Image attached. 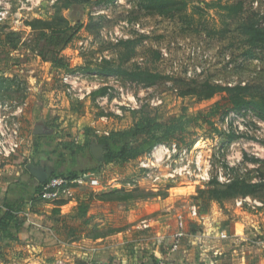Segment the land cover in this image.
Segmentation results:
<instances>
[{
  "label": "rangeland",
  "instance_id": "obj_1",
  "mask_svg": "<svg viewBox=\"0 0 264 264\" xmlns=\"http://www.w3.org/2000/svg\"><path fill=\"white\" fill-rule=\"evenodd\" d=\"M57 1L0 0V10L7 12L0 23L4 35L0 41V129L17 126L22 143L16 154L22 156L19 162L26 160L20 168L14 167L18 166L13 163L18 161V156L13 158L16 154L0 163V185L9 186L26 174V166L42 164L45 159L53 158L68 167L65 145L81 146L88 140L91 151L104 136L97 130H127L143 114L161 122L182 113L195 117L216 106L218 113L211 125L189 129L190 147L176 142L159 144L149 154L126 163L96 165L88 154L77 157V169L96 166L84 173V180L95 179L105 190L72 185L73 194L50 203H68L77 196L87 200L89 194L91 203L100 201L92 207L96 216L82 229V235L106 238L104 244L113 261L132 260L133 264V260L154 258L161 240L162 252L179 264H192L187 259L194 264L210 260L215 261L210 264H264V185L257 197H237L221 204L211 201L201 215L193 198L213 179L221 184L233 179L264 184V117L252 108L234 110L226 94L211 99L183 95L193 90L200 93V86L208 82L247 86L248 96L264 99V53L250 50L239 31L240 24L250 20L264 29V0H226L243 5L242 12L229 19L215 9H197L196 0L170 18L145 13L138 0L109 4L91 0L72 7L62 15L72 18L79 14L85 26L56 55L75 69L72 73L50 60L43 61L38 52L45 43L38 31L25 29L27 21L51 20ZM5 34H18V38L8 41ZM128 39L135 41L134 46L118 44ZM104 60L127 70L139 67L157 72L165 79L147 86L104 76L94 70ZM66 74L79 79L66 83ZM99 88H106V94L93 95ZM36 126L42 127L41 134L34 133ZM230 134H234L232 141ZM35 140L40 144L38 151L33 150ZM171 144L177 145L174 153L167 151ZM113 192L119 194L100 197ZM50 209L45 210L54 216L53 221L52 216L48 218L49 226L56 227L61 208L56 213ZM179 232L182 236L175 238ZM37 239L52 242L49 235H37ZM14 252L0 258V264H29L18 260L28 257V252ZM57 261L65 264L63 258L51 263ZM85 261L91 262L80 259Z\"/></svg>",
  "mask_w": 264,
  "mask_h": 264
},
{
  "label": "trees",
  "instance_id": "obj_2",
  "mask_svg": "<svg viewBox=\"0 0 264 264\" xmlns=\"http://www.w3.org/2000/svg\"><path fill=\"white\" fill-rule=\"evenodd\" d=\"M91 0H58L55 6V13L51 20L35 19L25 22V29L28 31H38L40 38L45 43L38 54L43 61L50 60L52 64L58 68L64 69L67 72H75L74 68H69L68 65L63 64L61 58H57V51H60L66 46L69 39L78 30L85 26L84 22L80 21V15L75 14L72 18H67L62 15L63 11H69L72 7L78 8L84 4H88ZM105 3H113L115 0H101ZM195 0H138L141 9L147 14H153L164 18H170L174 15L181 14L186 11L190 3ZM199 6L197 9H215L220 12L225 19L237 16L243 10L241 2L230 4L226 0H196ZM240 33L245 37V42L249 49L256 48L264 53V29L258 23L250 20L243 22L239 26ZM13 37L18 38V34H8L5 40L10 41ZM2 39L0 38V41ZM4 41V39H3ZM134 40H120L118 44L123 46H134ZM248 50L249 56L251 52ZM132 53V52H130ZM50 55L51 57H48ZM131 55V54H130ZM129 55V56H130ZM158 55V54H157ZM159 56V55H158ZM157 56V57H158ZM99 74L104 76L121 77L127 81L144 84L147 86L155 85L158 81L164 80L165 76L150 70H144L139 67L127 70L121 66H113L109 60H104L94 69ZM86 71H91L86 69ZM1 89V87H0ZM201 92L193 90L190 94L200 97V99H211L217 94H226L229 102L234 110H241L243 108H252L259 115L264 117V99H256L253 96H248V87L242 85L235 86H219L204 82L200 86ZM106 88H99L93 95H105ZM215 107L209 109L208 112H199L195 117H188L185 113L177 117H173L168 122H161L155 117L148 114L140 115L136 118L132 126L123 131L111 132L107 136H100L98 138V145L101 147L102 153L99 158H94L91 151L88 149V140L81 146L69 144L65 145L68 151L69 166L66 167L53 160V158L45 159L42 164L50 166L54 169L50 177H61L68 180H74L79 174L91 173L96 169V166L89 168L77 169L75 164L77 157L89 155L93 161L98 165L99 163H126L135 160L139 157L149 154L157 145L176 142L186 147L193 144L190 128L199 127L201 124L211 125V118L217 115ZM234 134H230L229 141H232ZM40 144H36V151L39 150ZM177 146V145H176ZM15 157V156H13ZM23 161V162H22ZM20 164H25L26 160H22ZM33 195L30 198L31 206L39 202V191L41 183L36 182ZM264 184L260 182H246L244 180L233 179L226 184H221L216 180H211L206 188L198 189L197 195L194 198L197 203L199 214L207 212L209 203L215 201L221 204L224 200L245 197H257V190L261 189ZM119 192L102 194L110 198ZM92 195L89 194L87 200L77 199V206L75 208L76 219L82 225H88L89 219L86 218L89 202ZM66 202H56L57 206L64 205ZM23 200H13L11 202L3 203L4 211L0 210V231L5 233V237L15 240L14 237L22 227L27 224L25 219H18L17 214L22 209ZM58 212V210H54ZM16 222L15 227L10 228V223ZM96 237L95 239H98ZM152 259V258H151ZM156 261L152 259L154 264Z\"/></svg>",
  "mask_w": 264,
  "mask_h": 264
},
{
  "label": "crops",
  "instance_id": "obj_3",
  "mask_svg": "<svg viewBox=\"0 0 264 264\" xmlns=\"http://www.w3.org/2000/svg\"><path fill=\"white\" fill-rule=\"evenodd\" d=\"M3 37L4 35L2 36V34L0 33V38L2 40ZM37 143L38 141L35 142V146L33 148L34 151ZM23 155L26 154L23 153ZM17 156L18 159L15 158ZM20 156L16 154L15 157H13L16 159V161L18 160L17 162H13L14 165H18L14 166L16 168H20L19 160L22 157ZM25 170L26 174L21 178H17L16 180H14V182L9 186L0 185V210H2V212L4 211L3 203L22 199V209L20 210V212H18L17 218H24L25 222H27V224H25L22 229L20 228L18 241L20 243H18L16 239L11 240L6 238L5 233L3 231H0V258L5 257L7 253L11 255L12 253H15L14 251L21 250L24 253L28 252V257L25 256L23 258H19V262L25 260L28 261L29 264H52V260L56 258H63L65 260V264H120L121 259H115L114 263L113 258H110L112 256V252L110 251V248L107 247V243L104 244L106 238L101 237L98 239H93L82 235V229L87 227V225H82L79 222V219H76V214L74 211V207H76L77 204L76 198L82 200L81 196H77L76 198L74 197V199L67 200L69 202L61 206H57V204H45L39 201L38 203L36 202L32 207L30 205V198L33 195L36 183L33 182L35 181V178L28 170V166H26ZM23 177H25L26 179ZM28 179H30V181H24ZM18 187H20V189H18ZM91 202H89L90 208H94L96 205L100 204V201H95L93 203ZM49 208H51L50 210L53 211L57 209L58 212L61 208L60 215L58 216L60 217V219L56 222V227L49 226L52 224H49L48 218L50 219L52 216L50 220L53 221L54 217L51 213L49 214L45 211ZM64 208L67 209L64 210ZM93 208L90 209L86 215V218L89 219L88 224L93 223V218L96 216V212L93 210ZM46 214H48V216H46ZM43 218L44 220H42ZM15 225L16 222H12L10 223L9 227L13 228L15 227ZM37 235H40V237L49 235L52 242H41V240L39 241L37 239ZM222 235L224 236V234ZM14 237H16V235ZM78 238H80V240L76 241V239ZM156 250V256H153L154 258H152L156 261L154 264H162V261H167V264H179L176 260H173V258H171L170 254L162 252L161 240H158ZM157 253L159 255H157ZM34 256L36 257L34 258ZM82 257L83 259H90L91 262H80V259ZM152 259L144 258V260L142 261L133 260V264H153ZM187 261L194 264V261L192 259H187ZM14 262L16 263V261ZM121 262L132 264V260H122ZM214 262V260H210L208 264Z\"/></svg>",
  "mask_w": 264,
  "mask_h": 264
},
{
  "label": "built area",
  "instance_id": "obj_4",
  "mask_svg": "<svg viewBox=\"0 0 264 264\" xmlns=\"http://www.w3.org/2000/svg\"><path fill=\"white\" fill-rule=\"evenodd\" d=\"M7 14L6 11L0 10V23L5 18ZM79 79L78 75H70L66 74L63 77L64 82L72 84L73 81ZM6 108V107H5ZM9 131V132H7ZM97 134L107 136L109 132L107 130L104 131H96ZM22 140L18 133V128L15 125V128L10 130L4 126V130L0 129V163L5 162L9 157L15 155L17 150L19 149ZM164 148V146H161ZM176 144H171L167 151H172L174 153L176 151ZM86 174L83 177L77 176L74 180H68L66 178L61 177H52L47 179L44 183L41 184V189L39 191V200L45 204H51L50 202L55 201L56 199H61V197H67L73 194L74 187L72 185H81L86 184L91 187L92 190L101 192L105 190V187L101 185L97 180H91L86 182L84 180ZM192 214L195 215V211H192ZM182 226V223H179V227ZM182 233L179 232L176 234L175 238H180ZM62 262V261H61ZM60 261H57L56 264H61Z\"/></svg>",
  "mask_w": 264,
  "mask_h": 264
},
{
  "label": "water",
  "instance_id": "obj_5",
  "mask_svg": "<svg viewBox=\"0 0 264 264\" xmlns=\"http://www.w3.org/2000/svg\"><path fill=\"white\" fill-rule=\"evenodd\" d=\"M41 126H36L35 128V134H41ZM91 153L93 155L94 158H99L102 150L100 146H93L91 148ZM28 170L30 171V173L32 174V176L39 182V183H44L46 181V178L44 177V172H43V168L42 167H37L34 165L28 166Z\"/></svg>",
  "mask_w": 264,
  "mask_h": 264
},
{
  "label": "flooded vegetation",
  "instance_id": "obj_6",
  "mask_svg": "<svg viewBox=\"0 0 264 264\" xmlns=\"http://www.w3.org/2000/svg\"><path fill=\"white\" fill-rule=\"evenodd\" d=\"M37 167H42L44 169V177L46 178V180L50 177V175L53 173L54 169L50 166H47V165H43V164H37L35 165ZM49 172H47L48 170Z\"/></svg>",
  "mask_w": 264,
  "mask_h": 264
}]
</instances>
